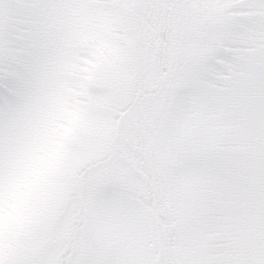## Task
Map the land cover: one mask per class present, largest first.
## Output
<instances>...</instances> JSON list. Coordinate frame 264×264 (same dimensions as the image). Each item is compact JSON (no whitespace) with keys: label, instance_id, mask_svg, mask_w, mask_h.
Wrapping results in <instances>:
<instances>
[{"label":"snow or ice","instance_id":"1","mask_svg":"<svg viewBox=\"0 0 264 264\" xmlns=\"http://www.w3.org/2000/svg\"><path fill=\"white\" fill-rule=\"evenodd\" d=\"M0 264H264V0H0Z\"/></svg>","mask_w":264,"mask_h":264}]
</instances>
